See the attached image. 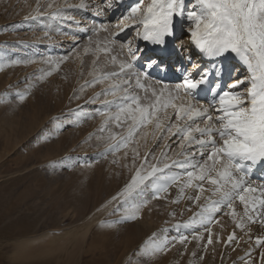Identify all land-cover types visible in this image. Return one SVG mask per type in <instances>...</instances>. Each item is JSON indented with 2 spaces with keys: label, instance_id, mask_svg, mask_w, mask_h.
Wrapping results in <instances>:
<instances>
[{
  "label": "rangeland",
  "instance_id": "374dc122",
  "mask_svg": "<svg viewBox=\"0 0 264 264\" xmlns=\"http://www.w3.org/2000/svg\"><path fill=\"white\" fill-rule=\"evenodd\" d=\"M80 1L0 0V264H261L264 246L255 241L264 239V225L246 222L241 229L224 214L227 209L215 214L208 234L200 233L206 226L198 214L168 195L151 199L139 219L121 222L125 201L119 194L145 153L159 159L167 152L172 159H183L182 149L178 135L161 140L157 133L153 139L149 126L146 140L137 134L127 149L104 155L110 141L101 138L108 134L100 131L105 120L98 115L101 101H88L109 82L87 85L94 79V60L97 75L115 70L106 54L93 51L112 32L97 17L99 9L83 11L76 7ZM37 3L41 16L35 15ZM57 7L67 18L50 17ZM115 40L113 53L122 60L127 49L121 52L120 45L126 40ZM146 83L163 87L150 78ZM168 111L174 122L173 110ZM108 128L127 132V125L110 123ZM137 148L141 158L133 165ZM235 208L243 213L239 201ZM233 233L235 245L225 254L223 242L229 244ZM199 234L203 240L192 239ZM180 235L189 241H175L164 253L145 251L150 240L171 241Z\"/></svg>",
  "mask_w": 264,
  "mask_h": 264
},
{
  "label": "snow or ice",
  "instance_id": "6c2138e0",
  "mask_svg": "<svg viewBox=\"0 0 264 264\" xmlns=\"http://www.w3.org/2000/svg\"><path fill=\"white\" fill-rule=\"evenodd\" d=\"M76 7L84 9L87 5L81 0ZM47 8L52 9L53 4L49 3ZM35 15H43L39 3ZM50 17L67 18L60 7L52 11ZM177 20L184 22L180 27L186 28L192 44L200 52L208 57L235 54L246 65L249 76L222 87L219 79L214 82L209 80L211 75H222L221 69L217 68L214 74L202 71L197 78L186 73L182 84L176 85L173 90H169L167 84L158 90L146 83L148 72L138 71L136 67L139 49L133 47L134 39L162 46L165 38L173 35L174 22ZM129 26H134L135 37L120 45L121 52L126 47L127 53L124 59L118 60L111 47L117 41L112 37L124 32ZM101 27L107 31V26ZM113 27L111 37L97 42L93 51L106 54L108 63L115 70L97 75L99 70L94 60V79L87 85L109 82L107 89L88 101H101L98 115L105 120L100 131L108 133L101 138L110 141L104 155L127 149L137 141V134L146 140L149 136L147 129L151 126L153 139L157 138V133L161 134V140L178 135V147L182 149L180 156L183 157L172 159L164 152L159 159L155 154L149 156L148 153L141 158L138 148L133 149V165L137 158L143 162L125 190L119 194L125 201L121 222L139 219L141 209L151 199L170 194L169 189L175 186V203L190 188L197 194L189 198L198 205L205 191L211 192L207 203L201 206L198 213L199 223L205 225V231L209 233L214 222L213 214L225 208L228 211L224 214L231 215L241 229L246 222L258 221L264 225V182L257 187L248 179L252 166L264 162V0H192L188 8L185 0H140ZM96 31L93 30L94 33ZM85 52H88L87 48ZM96 59H99L98 55ZM154 65L161 72L167 71L165 64H157L155 60H148L144 68L151 70ZM241 84H245V88L235 90ZM181 89H184L183 97L180 96ZM198 94L211 97L207 106L195 100ZM18 95L21 100L25 99L24 94ZM177 100L181 102L178 104ZM169 109L174 111V122ZM110 123L119 128L127 125L126 134L112 132L108 128ZM205 183L211 187L206 189ZM149 194L150 199L147 198ZM236 201L243 205L242 214L236 211ZM192 239L203 240L204 237L199 234ZM235 239V233L228 237L229 243ZM175 241L183 244L189 241V236L180 235L171 241L165 237L158 243L150 240L145 251L151 255L164 253ZM212 243L210 234L207 244ZM255 243L264 246V239L257 237ZM260 259L261 264H264V252ZM248 264H251L250 260Z\"/></svg>",
  "mask_w": 264,
  "mask_h": 264
},
{
  "label": "bare ground",
  "instance_id": "6f19581e",
  "mask_svg": "<svg viewBox=\"0 0 264 264\" xmlns=\"http://www.w3.org/2000/svg\"><path fill=\"white\" fill-rule=\"evenodd\" d=\"M129 1H133V0H85V1L83 0V3H85L87 5V8L90 9V11L92 8L99 9L98 16L96 15V13H93V14H95V16H97L98 18L101 17L100 19H102L106 23V25H108L110 27L111 32L113 33L114 32L113 26L115 25V23L118 22L124 15H126L128 13V11L131 9V7H133L137 3H139V2L133 1L131 4H129ZM145 2H147V0H145ZM80 3H81V1L79 2V4ZM191 3H192V0H185L186 8L190 7ZM81 10H83V9H81ZM93 14H91V15L93 16ZM181 23H184V22L179 21V20L174 22V30H175V34L177 36V40L175 41V44L172 46V49L173 50L175 49V51L178 54V58L174 62H171V64H172L171 66L166 65L167 71H165V72L159 71L157 66H155V65L153 66V68L151 70H147L144 68V65L146 64V62L148 60H155L157 62V64L163 63L164 57L167 56L168 53H166L165 55L158 54L157 57H151V55H149L148 53H145V51H144L145 48L141 45L143 40H140L138 38L134 39V37H135L134 26L127 27L124 32L119 33V35H116L114 38L117 39L118 41L119 40L134 39L133 47L136 49H139V59L136 61L137 69L139 68L142 71H147L150 79H152L155 82L160 81L161 85L167 84L168 86H171L174 89H175L176 85L182 84L184 75L186 73H191L192 77L197 78L198 74L201 73L202 71H208V72H211L214 74L216 72L217 68H220L222 71V75L219 77H216L215 75H211V76H209V80L214 82L215 80L219 79L222 87H224L227 84H230L236 80L244 79V78L249 76V72L247 70L246 65H244V63L242 62V60L239 57L235 56V54H232V53L227 54L228 55L227 60L222 59L220 61L213 62L214 64H206L208 62L209 57L203 56L201 53H195V46L192 44L190 36L186 31V28L182 29L180 27ZM79 28L81 29V27H79ZM81 32H82V29H81ZM168 42H169V40H168ZM168 50H166L165 52H167ZM188 57H191V59H188ZM165 59H166V57H165ZM177 64L181 65V67H179ZM193 65H195L196 67H193ZM246 83H247V81H246ZM244 88H245V84H241V85H239L238 89H235V90H242ZM197 92L199 93V90H197ZM183 95H184V89H181L180 90V96L183 97ZM210 99H211L210 96H205L204 94H198L195 97V100L199 101L201 104H203L205 106L208 105ZM180 102H181L180 100L176 101V103H178V104ZM210 111H211V109H210ZM172 115H174V111H173ZM173 118L175 120V115ZM248 179L250 180V182L252 183L253 186H257V187H259L261 185V183L264 182V162H258L254 166H252V170H251V173H250ZM169 193L170 194H168V196H170L174 201L176 199V196H177V188L175 186L171 187L169 189ZM195 194H197V193L194 191V189L190 188L187 190V194L185 196L181 197L179 202L182 204V206L189 209L188 212H190V210H191L192 212L194 211L195 214H198L201 210V206H203L207 203V198L211 195V192L207 191V190L205 191V193L201 197L199 205L195 201H193L192 199L189 198L190 196L195 195ZM213 198L215 199V197H213ZM189 214H188V216H189ZM215 214H213V218L216 216ZM191 216L192 215L190 214L189 217H191ZM200 230H201L200 233L203 232V234L204 233L208 234V231H205V227L201 228ZM217 230H216V232L219 235V231H217ZM224 237L226 238L228 236H224ZM225 238H224V240H225ZM215 241H217V240L215 239ZM225 242H223L225 244V248H226L225 254H228L229 249H230V244H232V243L228 244V242L226 240H225ZM233 243H234V240H233ZM215 244L217 246H221L217 243H215ZM244 248H245V246H244ZM225 256H227V255H225ZM172 257L174 259L175 256L172 254L171 258ZM169 259H170V257H169ZM241 259H243V257ZM241 262L244 263L242 260L239 262V264H242ZM164 264H166V263H164Z\"/></svg>",
  "mask_w": 264,
  "mask_h": 264
}]
</instances>
